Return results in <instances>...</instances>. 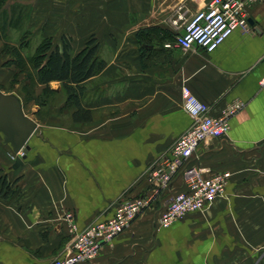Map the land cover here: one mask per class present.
Returning a JSON list of instances; mask_svg holds the SVG:
<instances>
[{
  "label": "crops",
  "instance_id": "0c3cea01",
  "mask_svg": "<svg viewBox=\"0 0 264 264\" xmlns=\"http://www.w3.org/2000/svg\"><path fill=\"white\" fill-rule=\"evenodd\" d=\"M30 1L32 18L46 3L39 16L52 20L48 36L60 47L69 39L73 56L96 37L106 66L80 84L79 120L60 81L50 83L49 104L28 114L21 92L0 78V90L20 96L38 123L16 168L0 133V169L11 185L0 187V264H50L71 239L68 211L82 229L113 216L119 200L151 192L150 169L192 123L184 85L215 116L242 103L229 132L201 143L192 158L208 174L230 173L223 193L165 227L159 216L184 190L179 179L98 257L77 264H264V0H248L252 27L235 29L213 51L174 45L211 0ZM5 44L0 34V74ZM46 86L37 84L36 95Z\"/></svg>",
  "mask_w": 264,
  "mask_h": 264
},
{
  "label": "built area",
  "instance_id": "2783aa9c",
  "mask_svg": "<svg viewBox=\"0 0 264 264\" xmlns=\"http://www.w3.org/2000/svg\"><path fill=\"white\" fill-rule=\"evenodd\" d=\"M248 0H211L183 25L174 45L191 50H215L237 28L252 27L246 4ZM167 46H172L168 43ZM184 108L192 117L190 127L182 133L171 149L150 169L152 191L141 196L125 197L118 201L113 216L94 221L80 229L74 213L65 215L69 221L71 239L62 256L50 264H77L100 255L103 247L119 234L162 193L169 192L182 179L185 188L173 194L159 216L162 226H170L188 213L203 210L222 194L230 177L229 172H206L192 163L197 148L210 138L226 135L231 128V117L242 103H232L222 115L211 114L210 106L202 102L187 86L182 87Z\"/></svg>",
  "mask_w": 264,
  "mask_h": 264
},
{
  "label": "trees",
  "instance_id": "16d2710c",
  "mask_svg": "<svg viewBox=\"0 0 264 264\" xmlns=\"http://www.w3.org/2000/svg\"><path fill=\"white\" fill-rule=\"evenodd\" d=\"M2 4H4V0H0V6ZM13 17L9 18L7 24L3 23L0 25L1 31L5 32L7 26L13 23ZM71 49V43L66 38H64L63 45L60 47L58 44L55 45L52 37H47L36 48L35 53L30 56L29 61L24 58L19 49H15L14 54L16 59H11L8 62L16 63L20 67H29L27 78L31 87L35 88L39 83L47 85L43 92L45 96L44 100H40L43 97H37L38 102L40 100L43 105L47 104L51 94L56 91L51 88L50 83L52 81H60L62 89L67 94L68 102H72L74 106V119L79 120L81 113L86 112L81 108L80 96L83 88L80 84L101 71L106 66V61L98 54L99 42L94 36L88 39L86 46L76 55L73 56L71 54ZM0 187L6 191L11 187L6 176L1 173V169Z\"/></svg>",
  "mask_w": 264,
  "mask_h": 264
},
{
  "label": "rangeland",
  "instance_id": "374dc122",
  "mask_svg": "<svg viewBox=\"0 0 264 264\" xmlns=\"http://www.w3.org/2000/svg\"><path fill=\"white\" fill-rule=\"evenodd\" d=\"M38 13L39 15L40 13L46 14V3L40 2V10ZM39 15L38 17L32 18V3L30 0H4V4L0 6V25L3 23L7 24L9 18L14 16L13 23L7 26L6 31L4 32L0 30L1 38L6 42L4 45L6 54H2L3 56L1 55L2 59H4L3 64L6 65V70H1L0 78L3 79L2 84L5 82L7 89L12 90L13 88H16L17 91L21 92L24 96V106L28 114H32L35 111V104L40 106L47 105L51 98H49L47 104L43 105L40 102V100H44L45 97L42 93L39 95V98H43H40L38 102L35 88L31 87L27 78L29 67H24L23 65V67H20L16 63H9L8 61L16 59L14 54L15 49H19L24 58L29 61L30 56L35 53L36 48L43 43L44 39L52 37L47 34L52 30V20L45 18V15ZM14 24L16 25L14 26ZM52 38L55 45H57L55 38ZM67 41L70 42L69 39H67ZM63 42L64 39L62 40V43ZM16 69L22 70V80H19L18 76H14ZM16 84L19 85L16 86ZM26 89L28 90L27 92ZM53 100L54 103H61L64 100V96H54ZM72 107V102L66 104V108L69 109Z\"/></svg>",
  "mask_w": 264,
  "mask_h": 264
},
{
  "label": "water",
  "instance_id": "95a60500",
  "mask_svg": "<svg viewBox=\"0 0 264 264\" xmlns=\"http://www.w3.org/2000/svg\"><path fill=\"white\" fill-rule=\"evenodd\" d=\"M37 127L38 123L25 113L21 97L0 90V133L16 154L15 168L24 164L30 148L28 141Z\"/></svg>",
  "mask_w": 264,
  "mask_h": 264
}]
</instances>
